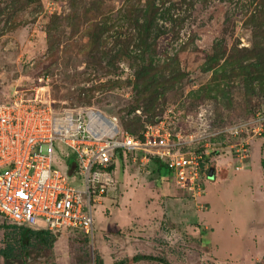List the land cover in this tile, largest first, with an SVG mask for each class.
Returning <instances> with one entry per match:
<instances>
[{
    "label": "rangeland",
    "instance_id": "obj_1",
    "mask_svg": "<svg viewBox=\"0 0 264 264\" xmlns=\"http://www.w3.org/2000/svg\"><path fill=\"white\" fill-rule=\"evenodd\" d=\"M153 1L154 31L164 34L149 42L156 54L142 55L136 20L143 23L146 0H32L27 7L0 0V104L17 89L38 92L56 109L92 107L130 121L128 132L164 120L184 140L264 107V76H254L249 87L241 73L232 74L240 67L222 69L230 52L241 66L252 61L246 51L264 48V0ZM150 55L157 67L145 73ZM208 142L210 152L236 157L231 138ZM252 145L259 148L252 167L233 181L216 167V179H203L201 194L177 185L166 166L116 157V189L94 205V241L80 230H62L52 249L32 248L23 264H84L88 255L90 264L96 255L105 264L135 255L171 264H257L264 258V137ZM58 148L71 156L63 144ZM61 158L65 172L68 159ZM18 233L0 218V250L17 246Z\"/></svg>",
    "mask_w": 264,
    "mask_h": 264
},
{
    "label": "built area",
    "instance_id": "obj_2",
    "mask_svg": "<svg viewBox=\"0 0 264 264\" xmlns=\"http://www.w3.org/2000/svg\"><path fill=\"white\" fill-rule=\"evenodd\" d=\"M165 124L147 125L137 138L122 130L117 117L100 109H56L38 92L25 96L14 90L9 102L0 104V218L36 230H80L93 242L94 205L116 189L109 168L119 152L123 160L132 155L134 161L163 164L177 185L201 194V162L212 153L208 139L231 138L234 143L228 148L243 164L252 142L264 137L261 111L252 119L186 140ZM59 144L77 161L65 166V172L59 161L69 154L60 151ZM212 167L216 172L212 164L208 169Z\"/></svg>",
    "mask_w": 264,
    "mask_h": 264
},
{
    "label": "trees",
    "instance_id": "obj_3",
    "mask_svg": "<svg viewBox=\"0 0 264 264\" xmlns=\"http://www.w3.org/2000/svg\"><path fill=\"white\" fill-rule=\"evenodd\" d=\"M17 1L23 2L26 7L32 2V0H17ZM16 5L17 4H12L14 8ZM145 6H146V11L143 17V23L139 24L138 20H136V26L139 32V39H140V44L138 47L141 48L140 52H142V55H145V53L154 52V51L156 54V50H155L156 47H153L152 45H150L149 42L150 40L158 39L159 36H162V34L164 33H161V35H158L154 31L155 21H156L155 18L157 15V10L155 8L154 1L146 0ZM125 13H126L127 19L131 20L133 18L132 6L127 7V9H125ZM93 36L95 37L93 38V42L96 43L95 39H97V35H93ZM258 46L259 44H257L255 48H257ZM237 51L241 52L238 49ZM246 53L250 54V59L252 60L251 62L245 65L239 66L237 56L235 52L232 51L230 52L229 56L226 58V61L222 69L224 67H240L239 72L232 71V74L234 75L235 78H237L239 75L242 74V76L244 77V85H247L250 87L255 80L254 76H256L257 80H260L261 77L264 76V48H257L251 51H246ZM123 57L124 55L122 54L121 58ZM152 57L154 56L152 55L149 56V58L151 59L149 60L147 66H142V67H149V69H146L145 73H148L152 69V67H157L153 65ZM138 85H140V83H138ZM142 87H144L146 91L148 90L150 91L152 88V83H149L148 81L145 80ZM11 96L12 94L10 95V98L5 103L9 102V100L11 99ZM260 111L264 114V107L257 110V112L249 119L254 118L256 114ZM119 123H120L122 130L126 132H128L127 129H129V127L133 125V123H130V121H127L125 119H122V121L119 119ZM142 131H144V129H142L138 133L134 131L128 132V133L138 138V137H141ZM217 138L219 139L221 137H217ZM221 155H222V151L216 150V151H213L209 156L204 158V160L201 162V173H202L203 179L205 178L208 179V171H209L208 167L212 164V159L216 156H221ZM118 157L123 162V155L121 152H119ZM129 158H132V155H130ZM76 162L77 161L74 156L71 155L68 157L69 167H72L73 165H75ZM153 162H155L156 164H159L157 161L153 160ZM161 165L164 166L163 164ZM261 165L264 171V159H262ZM113 170H114V166H110L109 171H113ZM203 179L200 181V184L204 190V187L201 183L203 182ZM6 223H8L9 228H12L14 230H19V233H18L19 240L17 242V246L14 244H9L6 248L0 250V255L4 258L5 264H23V262H26V259L29 256V251L36 246L46 248V249H52L58 240L56 235L58 233H61V231L52 232V231H47V230H36V229L27 228V227H19L9 222H6ZM85 239L87 241H90L89 238L86 236H85ZM141 261L156 262L159 264H171L170 262H168L166 259L162 257H154L150 255H135L130 259H125L119 262L118 264H135ZM89 262L91 261L88 255V260L84 262V264H90ZM93 263L94 264H105L103 259L99 255L95 256ZM257 264H264V258L261 261H258Z\"/></svg>",
    "mask_w": 264,
    "mask_h": 264
},
{
    "label": "crops",
    "instance_id": "obj_4",
    "mask_svg": "<svg viewBox=\"0 0 264 264\" xmlns=\"http://www.w3.org/2000/svg\"><path fill=\"white\" fill-rule=\"evenodd\" d=\"M253 145H255V144H253ZM253 145L250 149V157L246 161L247 163H246V166L244 168H242V164L239 163V161L236 157L230 158L229 156H220L219 158L215 159L216 165L215 164H212V165H214L215 167H218V168L224 167L227 171V174H226L227 180L230 179L233 181V180H235L238 173H241V172L245 171L247 168L252 167V165L254 164L253 162H255L254 159L256 157H258L257 154H258L259 148H258V146L253 148ZM153 164H156V163L154 162ZM157 165L162 166L160 163ZM237 168H239V169H237ZM231 169L233 170V173H231ZM216 170H217V168H216ZM222 172H223V170L221 171V173ZM248 173H250V172H248Z\"/></svg>",
    "mask_w": 264,
    "mask_h": 264
},
{
    "label": "water",
    "instance_id": "obj_5",
    "mask_svg": "<svg viewBox=\"0 0 264 264\" xmlns=\"http://www.w3.org/2000/svg\"><path fill=\"white\" fill-rule=\"evenodd\" d=\"M215 173H216V172H215V169H214L213 167L210 168L209 171H208V179L211 180V181H214L215 178H216ZM225 174H227V171H226V170H224V171L221 173V176H223V175H225Z\"/></svg>",
    "mask_w": 264,
    "mask_h": 264
}]
</instances>
